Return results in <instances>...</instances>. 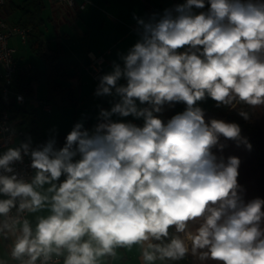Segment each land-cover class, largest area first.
<instances>
[{
	"label": "clouds",
	"instance_id": "9594fccd",
	"mask_svg": "<svg viewBox=\"0 0 264 264\" xmlns=\"http://www.w3.org/2000/svg\"><path fill=\"white\" fill-rule=\"evenodd\" d=\"M134 19L136 42L99 78L95 95L113 100L91 128L81 120L62 147L55 129L33 146L30 135L13 144L14 131L0 124V147L11 145L0 151V233L15 235L12 259L102 264L118 248L140 246L145 264L189 254L264 264V198L246 199L240 158L223 155V141L252 145L237 123L206 120L197 106L209 97L217 107H264V0H184ZM177 103L185 110L167 122L157 115ZM26 157L30 180L16 167ZM45 208L35 228L10 216ZM173 228L190 244L169 239Z\"/></svg>",
	"mask_w": 264,
	"mask_h": 264
},
{
	"label": "crops",
	"instance_id": "0c3cea01",
	"mask_svg": "<svg viewBox=\"0 0 264 264\" xmlns=\"http://www.w3.org/2000/svg\"><path fill=\"white\" fill-rule=\"evenodd\" d=\"M42 1L43 10H47L48 14L42 15L44 22L41 28H45V21H48L55 32L54 46L47 47L52 50L59 48V58L68 75L62 80L65 84L63 93L53 96L49 101L46 96L41 99L42 101L29 104L33 108H41L44 116L40 119L36 118L30 107L25 106V102L21 105L25 111L33 114L39 132L45 136H50L53 129L56 130V134H68L74 124L81 120L84 121L85 127L91 128L97 122L100 108L110 109L113 100L112 97L95 95L99 79L94 80L86 69L91 57L102 53L104 61L101 64V75L109 72L112 62L118 60V53L126 52L136 42L134 16L146 18L152 13H162L164 9L179 4L178 0H88L84 9L72 14L63 5L56 4L52 0H46V3ZM44 43L46 44L45 40ZM28 65L31 68H27ZM32 68H36L39 76V73L44 70V62L42 69L29 63L25 67L20 66L19 73L28 79L33 75ZM41 78L44 79L39 76L37 80L31 82L33 96L35 83ZM45 105L48 107H44ZM172 108L173 106L165 105L164 110L157 115L167 122L170 119ZM21 114V112L18 114L20 119ZM113 119L125 122L137 121L141 126L143 124L142 119H135L131 116L125 118L114 116ZM19 126L23 128L20 124ZM18 140L15 138L13 144ZM47 187L48 185H45L42 191H46ZM48 214L49 211L45 208L36 213H28L27 219L35 228L37 218ZM4 220L0 217V223ZM180 237L188 243L185 238L186 233H181ZM14 239L15 235L12 232L0 233V260L5 261L6 264H18L8 254ZM59 264H63V257ZM102 264H145L142 259V248L140 246H133L131 249L118 248L114 257L102 258ZM154 264L166 263L156 260Z\"/></svg>",
	"mask_w": 264,
	"mask_h": 264
},
{
	"label": "trees",
	"instance_id": "16d2710c",
	"mask_svg": "<svg viewBox=\"0 0 264 264\" xmlns=\"http://www.w3.org/2000/svg\"><path fill=\"white\" fill-rule=\"evenodd\" d=\"M178 2L183 3L184 0H178ZM43 8L44 4L42 0H23L18 6L19 16L16 23L23 28H29L26 43L30 51L41 57L44 62V70L39 73V76L43 77L47 83V101H49L53 96L63 93L65 84H63L62 80L66 79L68 75L63 69V64L59 58V48L57 47L55 50L48 49L42 38L43 31L41 26L44 22L42 16ZM32 69V76L27 79L25 75L19 73L16 82L12 85V89L21 92L25 98L33 96V86L31 82L32 80H37L39 77L36 68ZM197 106L205 111L206 119L222 117L226 122H235L241 127L242 136L246 137L252 145L251 151L248 152L252 155L255 165L261 171L258 192L260 198H264V137L254 109L243 104H238L235 108L224 106L217 107L216 102L209 97L198 101ZM2 107L4 106L0 103V108ZM185 108L186 105L183 103L175 104L169 117L171 118L177 113L183 112ZM8 109L14 110L17 114L20 112L22 113L20 125L24 129L25 136L27 137L30 135L32 137L33 146L41 144L49 138V136L42 135L39 132L31 112L28 113L21 106L16 107L14 105H11ZM261 109L264 112V107H261ZM241 110L249 112L250 115L248 119H244L239 115ZM66 135L67 134H56L57 147L63 146ZM172 236H176L174 228L170 229L169 239ZM153 242L157 243L155 241ZM164 262L166 264H194L191 254L180 261L165 260Z\"/></svg>",
	"mask_w": 264,
	"mask_h": 264
},
{
	"label": "built area",
	"instance_id": "2783aa9c",
	"mask_svg": "<svg viewBox=\"0 0 264 264\" xmlns=\"http://www.w3.org/2000/svg\"><path fill=\"white\" fill-rule=\"evenodd\" d=\"M56 4L63 5L70 13L76 14L85 8L88 0H72L71 6L67 2V0H52ZM12 3V0H0V103L4 106L0 108V124L4 127L12 129L14 131V136L12 137V143L15 138L19 140L14 144H19L21 141L26 139L23 128L19 126L20 117L14 110H9L8 107L14 105L16 107H20L25 102L24 95L19 91H14L12 89L13 83L16 82L20 66L15 57L16 49L14 46L10 45L9 38L12 35H19L23 43L26 42L27 32L29 28H23L19 26L16 22L13 24H7L5 20L2 18L1 13L6 10L7 6ZM104 61V55L99 53L91 57L90 62L87 65V71L91 75L94 80H98L101 76V64ZM27 68H31V66H27ZM22 96L23 101L18 102L17 97ZM44 107H48L45 105ZM132 123L141 126L139 122L133 121ZM9 144L5 143L3 147H0V151ZM28 158H25V162L23 165H17V171L20 172L25 179L30 180L33 171L30 169ZM20 216V219H27L28 212L23 214H18L16 209H13L10 213L11 217ZM4 218V217H3ZM5 219V218H4ZM10 222V221H9ZM19 225H17V229ZM9 257H11V249L8 252ZM61 257L53 256L50 264H59ZM16 261L20 264L19 261ZM39 264V261L37 262Z\"/></svg>",
	"mask_w": 264,
	"mask_h": 264
},
{
	"label": "rangeland",
	"instance_id": "374dc122",
	"mask_svg": "<svg viewBox=\"0 0 264 264\" xmlns=\"http://www.w3.org/2000/svg\"><path fill=\"white\" fill-rule=\"evenodd\" d=\"M22 1L23 0H12V3L8 5L6 10L1 13L2 18L5 20L7 24H13L16 22L19 16L18 6L21 4ZM44 1L46 3V0ZM46 14H48L47 10H43L42 15H46ZM45 26H46L45 28L44 27L41 28L43 30V38L46 42L45 45L46 47L54 46L55 32L53 30V27L51 26L50 23H48V21H45ZM9 43L10 45L14 46L16 49L15 57L21 68L25 67V65L29 63L32 65H36L38 69H42V65H43L42 58L32 53L28 47V44L23 43L19 35L15 34L10 36ZM46 96H47L46 83L44 79L41 78L37 83H35L34 96L30 98H26L25 101V106L30 107V109L32 110L33 114H35L37 119H40L41 117L44 116L43 111L41 110V108L38 107L33 108L31 105L29 106V104H32L33 102H37V101H42L41 99L46 98ZM253 109L256 113V117L264 137V112L262 111L261 107H257ZM215 119L224 120V118L222 117H216ZM223 142L227 144V147L223 151V155L225 157L234 155L239 157L241 160V164L239 167L238 181L246 189V199L260 197L258 189L261 180V171L255 165L252 155L248 152V150L245 147L243 146L237 147L234 141H223ZM198 226H199V221L190 223L187 231L189 230L191 233H195V230L196 228H198ZM177 235L181 236V233H176V236ZM185 238L187 240V237ZM187 242L190 244V241L187 240ZM192 257L194 264H213V262L211 261H206V262L200 261L198 259V256L192 255Z\"/></svg>",
	"mask_w": 264,
	"mask_h": 264
}]
</instances>
